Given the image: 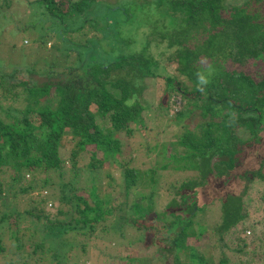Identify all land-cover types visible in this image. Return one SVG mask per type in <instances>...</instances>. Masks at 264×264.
Returning a JSON list of instances; mask_svg holds the SVG:
<instances>
[{
    "label": "trees",
    "instance_id": "1",
    "mask_svg": "<svg viewBox=\"0 0 264 264\" xmlns=\"http://www.w3.org/2000/svg\"><path fill=\"white\" fill-rule=\"evenodd\" d=\"M223 1L152 0L149 7L145 2L141 11L144 24L123 8L125 19L107 24L104 7L95 17L107 34L90 20L65 24L63 32L80 33L87 24L101 35L100 39H107L103 58L90 42L87 44L88 40L75 45L63 37L57 43L52 40L54 30L43 31L41 26L48 23L60 27L58 23L64 16L79 15L90 0L27 1L32 15L29 24L42 32L43 39L36 46L44 48L52 41L51 49L63 56L60 68L66 76L64 80L37 85L31 81L36 73L30 66L0 72V102L8 99L24 103L19 110L0 107V254L12 258L8 264H30V260L33 264H88L79 261L88 242L97 240L104 250H112L120 241L109 244L106 237L117 234L122 240L120 231L132 227L143 235V247L151 255L118 256L120 264H166L168 258L171 264H180L182 258L185 264H228L225 252L212 254L208 245L197 250V239L205 228H193L195 219L213 199L210 195L203 197L207 184L221 195L219 224L211 232L224 242L231 231L227 238L235 242L233 252L246 255L240 247L242 239L235 237L238 231L244 232L235 228L244 219L242 195L246 188L241 197L231 193L233 177L229 172L242 164L246 148L264 137V77L227 71L224 61L238 66L263 56L264 0H247L228 10ZM157 18H163L170 27L167 31L160 27L161 32L150 30L151 40L147 41L148 25L158 27ZM133 29L135 38L129 39ZM125 30L130 32L127 37L122 35ZM71 48L77 49L72 57ZM158 48L173 49L165 62L173 65L174 73L159 69L161 62L151 56ZM199 59H207L208 63L202 68L196 66ZM208 67H212L211 73ZM52 70L47 72L51 74ZM198 73L209 82L201 85ZM20 74L31 79L19 81ZM156 77L161 81L163 98L179 108L173 122L181 125V132L153 147L155 131L149 143L144 140L150 130L145 128L142 112L149 105L140 95L145 89L143 81ZM17 87L19 94L14 92ZM169 105L158 100L153 108L168 119ZM130 124L132 127H128ZM239 131L242 136L237 134ZM120 136H133L143 142L136 148H123ZM66 140L73 143L66 157L71 167L63 158ZM85 146H91L99 156ZM139 147L145 155L153 153L171 163L161 162L156 168L190 172L191 178L169 186L163 180L157 181L153 168L140 171L129 167ZM81 154L88 160L78 167L76 159ZM114 167L121 169L125 195L138 184L146 186L139 189H148L147 194L137 195L139 204L126 206L120 200L116 204L108 201L103 189L111 185L109 170ZM85 168L102 170L107 182L100 185L93 175L86 174L81 180L77 173ZM93 170L90 173H95ZM246 178L249 183L262 182L264 172L251 171ZM161 199L162 209L156 210V201ZM153 244L157 247H151Z\"/></svg>",
    "mask_w": 264,
    "mask_h": 264
},
{
    "label": "rangeland",
    "instance_id": "2",
    "mask_svg": "<svg viewBox=\"0 0 264 264\" xmlns=\"http://www.w3.org/2000/svg\"><path fill=\"white\" fill-rule=\"evenodd\" d=\"M27 1L33 0H0L2 15V17H0V72H7L11 68L20 69L24 66H30V68H32V71H34L36 74H32V79L31 77L20 74L17 77L19 81L30 78L31 81L35 82L37 85H40L44 82L53 83L58 80H64L66 74L60 68L64 59L60 51L51 49L52 41H48L45 44L44 48L36 46V42H38L40 38L43 39V37L41 30L39 31L38 28H36L35 26L31 27V25L29 24L32 15H30ZM53 1L55 3H58L67 0ZM68 1L77 2L79 0ZM127 1L134 2L138 0H90V5L85 8L84 11L79 15H72L71 17L64 16L62 19V23H58L60 24V27L49 26L48 23H43L41 24V26H43L42 30L44 31L45 29L50 28L53 29L54 32L52 34V40H55V42L57 41V43L61 41L63 37H67L68 39L73 40L75 42V45L86 44V41L88 40L87 44H89L90 42L94 46V51L99 56V58H103L105 53L102 52V48L104 47V43L108 42V40L100 39L101 35L99 36L96 34V32L90 30V25L85 24L83 30L80 33H73L70 31L63 32V27L66 26V23L70 24L74 20L78 21L83 19L94 21V23H97L98 26L103 27L101 23L97 22L98 19L95 16L98 13H100L101 15L104 7L107 8V13L105 12L107 24L113 23L114 20L123 21L125 19L124 15L121 12L123 11V9L129 10L130 13L132 11L137 16V19H134L138 20V22H140L141 24H144L145 21L141 16V11L146 4L149 7L152 0H142L141 2H135L134 4L123 3ZM245 1L247 0H224L223 6L227 10L232 7L237 8L240 7V5ZM156 24H158V27L152 28L151 25H148L149 30H147L145 38L147 41L151 40L149 35H152L153 31H167V28L170 27L169 25H167L166 21L163 20V18H157ZM160 27H162L163 30ZM102 29L105 31L104 27ZM107 33L108 32L106 30L105 34ZM126 34H130V32L126 30L123 31L122 35L127 37ZM134 35L135 29H133L131 34L129 35V39H134ZM161 45L163 47H166L164 43H161ZM75 50L77 49L71 48L69 52V55L71 57L75 56ZM171 52H173V49L164 50L158 48L152 50L151 56L161 62L159 64V69H164L166 72L172 74L174 73L173 65H167V63L165 62L166 57L169 53L171 54ZM206 63H208L207 59H199L195 65H199L202 68V66H205ZM224 66L226 67L227 71H243L247 74H251L254 78L264 77V54L261 58L255 61H252V59H247L244 63H242V65L238 66L231 65L228 60H225ZM48 69H53V72L51 74L48 73ZM207 69L208 73H211L213 71L212 67H208ZM143 85L145 89L140 95V98L149 106L148 109L142 112V115L146 123L145 128L150 130L149 134L144 138V140L149 143L153 137L152 133L155 131V141L151 142L152 146L154 147L155 144L158 145L159 142L169 141L174 135L181 132V125H175L173 122L175 114H177L179 108L178 106L169 105V101L166 98H163V92L161 90L162 85L159 78L156 77L153 79H146L143 81ZM14 92H18L19 94L20 88H15ZM158 100L162 101L163 104L167 102V105H169L167 110L168 119L164 118L161 111L156 112L154 110L153 107L158 102ZM19 101L13 103L10 100L6 99L0 102V107L4 110L7 107L19 110L24 104ZM176 102H179V99H176ZM128 127H132V125L130 124V126ZM188 128L191 129L192 125H189ZM237 134H239L240 136L243 135L241 131L237 132ZM120 141L123 145V148L125 147L128 149L131 147L136 148L135 146L140 142H143V139L134 138L133 136L126 139L123 136H120ZM63 144L65 149L64 152L66 153V156H64L63 158L67 160V167H71L70 161L66 157L73 143L66 140L63 142ZM84 149H90L92 152H94L95 156H99V152L93 150L91 146H85ZM143 150V147H139L138 150H135V154L133 155L134 160L129 163V167H137V169H139L140 171H145L153 168L155 170V175H157L158 177L157 181L160 182L161 180H163L162 183L169 186L172 184H174L175 186L180 181L191 178L192 173L190 172L172 171L170 169L171 167H168V169L166 170L156 168L158 163L164 162L168 163L170 166L171 163H169V161H162L161 157L156 155L154 156L153 153L145 155V152H143ZM87 160V155H79L76 159V166H85L87 164ZM91 170L93 169L87 170V168H85V172L83 169H80L79 174L77 173L78 178L82 180L84 174H86L90 176L93 175L96 180H99L100 185L107 182L102 170L95 169L92 171L95 173H90ZM257 170H263L264 172V137H261V140L259 143H257V145L255 144L246 148L242 164H239L236 168L229 172L230 176L233 177V179L230 181V188L232 190L231 193L241 197L243 190L246 188L245 194L242 195L244 219L243 221L238 223L235 228L237 230H244V232L242 233L238 231L235 234V237L242 239L240 241V247L242 246L245 249L246 255L243 254V256H239V254H235L233 252V248L236 247L235 242L229 241V239L227 238L231 231L228 233V235L225 236L224 242L219 241L218 237H215V234L213 235V233L211 232V228L219 224V217L221 212V200L219 199L221 195L218 189H215L212 185L208 184L204 188L205 192H203V197L205 198L210 195V197H212L213 199L210 198L211 203L207 204L205 212L196 216V223L193 226V228L195 229L199 227L200 230L202 229V227L205 228L204 232L200 235V239H197V241L200 242L199 245H196L198 246L197 250L200 251L203 249L202 246L205 245L204 247H207L208 245V248H212V254L214 252L218 254L220 253L219 251L225 252V257H227L228 264H264V180L262 182L254 181L253 183H249L246 178L248 173H250L251 171L256 172ZM109 172L111 174L110 176L113 177L111 179V185L103 189V192L109 202L112 200V202L116 204L120 200L121 203H119L121 205L126 204V206L132 205L133 202L139 204L137 195L140 194V192H144L146 194L148 193V189L140 191L142 190V188H146L145 185L141 188V185L138 184L136 187L130 188L125 195V193L122 191L123 184L121 169H119V167H114L111 168ZM224 190H226V188ZM168 198L170 197L168 196ZM162 200L164 201V199L156 201V210L162 209ZM164 203H166V201ZM142 204H144V202ZM122 212H120L119 215H121ZM116 214H118V212ZM120 232L121 236L124 237L122 240L118 237L117 234L116 236L115 234H113L111 237H106V239H109V244H112L113 241H120V244L117 245L116 248L112 250H104L103 245H100L97 240H93L92 242L87 243V246H85L86 252L83 254L84 257H79V261H84L88 264H120L119 260L117 259L118 256L120 258L124 256L137 258L149 257L151 255L149 249L143 247L145 238L143 237V235H140L137 228L132 227L126 230L123 229ZM143 232L146 233V235L151 239L153 238L150 232ZM190 242H192V240H190ZM228 243L229 245H231V247H229ZM160 244L162 245V243ZM151 247L156 248L157 246L153 244ZM70 253L71 251H69L68 256ZM38 256L41 257L40 255ZM9 260L12 261V258H8V256L0 254V264H8L7 262ZM15 260L16 259L14 258L13 261ZM180 260V264H185L186 259L182 258ZM32 261L33 260L29 261L30 264H33ZM166 264H171V259L168 258ZM207 264H211V262H208Z\"/></svg>",
    "mask_w": 264,
    "mask_h": 264
},
{
    "label": "clouds",
    "instance_id": "3",
    "mask_svg": "<svg viewBox=\"0 0 264 264\" xmlns=\"http://www.w3.org/2000/svg\"><path fill=\"white\" fill-rule=\"evenodd\" d=\"M198 80L201 85L207 84L209 81L208 79L203 75L198 73Z\"/></svg>",
    "mask_w": 264,
    "mask_h": 264
}]
</instances>
